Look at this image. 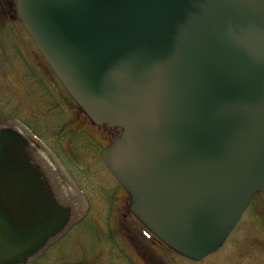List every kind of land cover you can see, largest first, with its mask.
<instances>
[{
  "label": "water",
  "instance_id": "1",
  "mask_svg": "<svg viewBox=\"0 0 264 264\" xmlns=\"http://www.w3.org/2000/svg\"><path fill=\"white\" fill-rule=\"evenodd\" d=\"M17 7L89 118L122 128L104 162L136 216L184 255L217 251L264 191V0ZM25 141L0 127V264L28 263L71 219L28 165ZM17 185L35 189L21 210L5 192Z\"/></svg>",
  "mask_w": 264,
  "mask_h": 264
},
{
  "label": "rangeland",
  "instance_id": "2",
  "mask_svg": "<svg viewBox=\"0 0 264 264\" xmlns=\"http://www.w3.org/2000/svg\"><path fill=\"white\" fill-rule=\"evenodd\" d=\"M4 2L0 3V127L25 122L28 128L25 130L31 135L35 134L31 128L39 132V138L33 136L38 141L39 151L75 210L70 225L26 264H146L136 251L131 250V260L121 257L110 233L95 222L97 218L104 223V218L98 217L95 211L101 203L105 209L111 202V190L119 203L126 192L121 186H115V182L120 183L100 156L94 159L97 155L91 149L73 141L77 135L65 140L58 138L62 118L69 120V125L80 124L82 117L76 118L79 108L74 101L62 104L59 100L58 106L65 110L62 116L50 109L45 95L38 91L33 74H26L25 68L30 69L27 61L34 62L38 74L45 80L48 77L52 80L51 70L19 13L10 11L7 0ZM55 90L60 91L58 86ZM87 129L91 127L88 125ZM104 135L103 148L108 144L105 132ZM122 235L121 232V239ZM159 243L161 245L155 244L156 248H150V264H264V191L252 199L225 245L203 259L181 255L162 241Z\"/></svg>",
  "mask_w": 264,
  "mask_h": 264
},
{
  "label": "flooded vegetation",
  "instance_id": "3",
  "mask_svg": "<svg viewBox=\"0 0 264 264\" xmlns=\"http://www.w3.org/2000/svg\"><path fill=\"white\" fill-rule=\"evenodd\" d=\"M0 3H5V2L4 0H0ZM7 5H9L10 11L13 12L14 10V13L18 14L17 0H7ZM44 62L47 65L48 70L52 71V72L50 71V73H52V80L50 79V77H48V80H45L42 76H40L38 74V71L36 69L37 67L35 66L34 62L27 61V63H30V69L29 66H27V68H25L26 71L25 73L33 74V78L35 83L37 84L38 91L40 90L41 93L45 95L47 99L46 98L44 99L48 101L50 105V109L57 110L59 116H62L65 110L64 107L60 108L58 104L61 103V101L62 104L68 103V100H70V102L74 101V104L79 108L77 110L76 118L78 116L82 117V120L81 119L79 120L80 122L79 125H73V124L69 125V120L66 121L64 118H62L60 120L61 122L60 125H58L57 134L59 137L58 136L57 137L65 140V138H70L73 134L77 135V137H75V139L73 140L74 142L78 143L79 145H83L84 148L87 146L88 150L91 149L92 152H94L97 155L94 159H97L98 156H100L101 160L104 161L103 155L105 149L111 144V142L116 137L120 135L121 128L119 126L109 125L107 123H103V124L94 123L88 117L86 112L80 107V105L75 101V99L72 97L70 92L67 90L64 84L55 74L49 63L47 61ZM55 86H58L60 91L55 90ZM85 122H87V124L91 127V130L87 129L88 125ZM23 123L20 122L17 125H15V127H17L25 135L26 141L24 147H25V154L27 155V158L29 160L28 165L36 171L39 178L41 179L45 178L49 180L48 188L52 192L55 200L59 202L61 206L67 207V209H69L72 218V214L75 212L74 207L70 202V200L68 199V197L63 193L60 184L57 182L55 172L53 171L51 166H49L46 159L43 161L39 158V156L42 155V153L39 151L40 146L39 144H37L38 141L36 140V138L33 137V136H37L39 138L38 136L39 132H36L34 128H31L35 133L31 135L28 131H26L28 129L26 126L27 124L25 123L26 124L25 125ZM77 129H79V131H77ZM104 132L108 137V144L103 148L102 140L103 137L105 136ZM68 134H70L69 137H66ZM86 139H88V141H85ZM98 147L100 148L97 149ZM115 179L116 181H118L116 177ZM115 186L117 188L121 186V188L126 192L124 198L119 203V201L116 199V196L114 197L115 195L114 191L109 188L111 192H113V198H112L113 200L111 199V202L108 201L109 203L106 204L105 209L101 203L100 204L101 210H100V206H98V208L95 211L97 212L98 217L100 216L102 219L104 218V223L101 224L94 216L95 222L98 224V226L102 227V229L105 230L107 233L108 232L110 233V237H111L110 239H112V242H114L112 244L116 245V249L118 250L119 253L122 254L121 257L124 256L125 259L128 258L131 260L132 258L131 252L136 251L137 254L144 259L146 264H150V260H149L150 248L151 247L156 248L155 244L157 243L161 245L159 243L161 242V240L155 237V235H153V233L136 217L135 213L131 208L132 199L127 189L121 183L119 185L117 184V182H115ZM30 190H32L35 193L34 188L30 189L27 187H21L17 185L16 188H8L5 192L10 196H15V195L19 196V198L15 197L16 203H14L13 205L15 206L16 209L21 210L25 206L23 204V198L21 196L29 192ZM11 201H14V198L13 199L11 198ZM70 221L71 219L68 222L69 225H70ZM120 231L123 233L122 239L119 236V234L121 233Z\"/></svg>",
  "mask_w": 264,
  "mask_h": 264
},
{
  "label": "bare ground",
  "instance_id": "4",
  "mask_svg": "<svg viewBox=\"0 0 264 264\" xmlns=\"http://www.w3.org/2000/svg\"><path fill=\"white\" fill-rule=\"evenodd\" d=\"M17 124H18V123H17ZM10 125L12 126L13 124H10ZM15 125H16V124H14L13 126H15ZM42 155H43V154H42ZM42 155H41V156H39V158H40L41 160H43V161H44V160H45V157H44V156H42ZM46 166H47V165H46Z\"/></svg>",
  "mask_w": 264,
  "mask_h": 264
}]
</instances>
